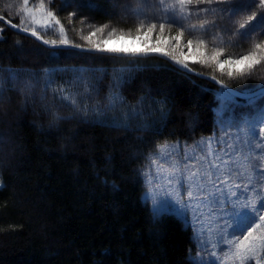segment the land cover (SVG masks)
I'll use <instances>...</instances> for the list:
<instances>
[{"label":"trees","instance_id":"trees-1","mask_svg":"<svg viewBox=\"0 0 264 264\" xmlns=\"http://www.w3.org/2000/svg\"><path fill=\"white\" fill-rule=\"evenodd\" d=\"M62 2L55 0L50 10L56 11L69 39L77 44H87L79 34L85 17L124 30L138 22L122 11L123 0H71L73 6L63 8ZM258 7L236 15L217 12L209 17L218 26L213 32L228 39ZM147 11L151 15L153 9ZM17 12L0 0L1 16L20 27L32 26L21 25L23 13ZM76 12L79 15L69 21V14ZM36 27L47 40L58 36ZM173 27L170 35L178 31V25ZM0 30V68L21 70L20 84H10L0 100V181L5 185L0 190V264H189V250L195 249L191 226L171 213L154 215L144 200L141 171L157 144L191 143L213 135L221 102L218 92L227 90L158 55L50 48L1 20ZM199 36L196 32L183 39ZM260 40L264 36L254 32L251 40L235 46H216L239 54ZM190 66L238 90L264 87V63L251 76L235 78L200 64ZM82 67L104 70L91 77L98 90L91 98L83 94L82 86L69 83L71 69ZM122 68L130 71L121 74ZM46 70L53 73L55 82L50 85L45 83ZM121 75L117 88L114 78ZM24 82L33 87L26 88ZM110 91L122 95L125 104L105 109L103 115L93 111L106 105ZM76 92L79 111L61 101L62 95ZM141 97L144 115L130 121L131 128L110 126ZM56 111L64 119L53 122L50 113Z\"/></svg>","mask_w":264,"mask_h":264},{"label":"snow or ice","instance_id":"snow-or-ice-1","mask_svg":"<svg viewBox=\"0 0 264 264\" xmlns=\"http://www.w3.org/2000/svg\"><path fill=\"white\" fill-rule=\"evenodd\" d=\"M54 3L55 0H48L47 4L45 0H39L37 7L30 8L29 0H23V5L17 12V15L22 12L31 21L32 26L22 28L24 32L43 39L36 27L39 26L45 32L51 29L58 34L57 39L44 40L45 44L71 45L76 48L87 46L89 50L117 56L160 55L189 73L193 71L190 65L200 64L210 66L214 72L218 70L221 75L226 74L229 78L251 76L257 66L264 63V40L252 43L246 52L239 54L226 55L225 48L215 46L217 43L235 46L241 41L251 40L254 32L258 36H264V0H123L119 6L129 17L136 18L138 22L134 27L124 30L108 24L88 25L90 30L86 35L82 28L79 30L86 45L69 39L68 29L57 17L56 11L50 10L49 6ZM224 4L232 6L213 7ZM257 5L258 11L247 16L239 29L230 32L228 39L213 32L218 26L210 16H215L217 12L236 15L242 10L251 11ZM72 6L71 0H63L61 5L62 8ZM89 6L95 7L94 4ZM149 8L153 9L151 15L147 11ZM76 15L79 13H70L69 21ZM193 19L195 23L191 22ZM20 23L23 25L25 20L21 19ZM84 23L81 20V24ZM176 25L179 26L176 34L166 36V31L170 32L172 26ZM12 27L19 28L18 25ZM196 32L200 33L199 37L189 38L186 44H181L186 34L191 36ZM154 34L155 42L149 43ZM113 38L139 40L141 47H109L108 42ZM209 43L213 45L211 54L206 51ZM185 48L189 51L186 52ZM52 55L56 53L53 52ZM71 71L74 75L70 84L82 86L83 94H87L89 98L93 92L98 94L91 77L97 71L103 72V69L82 67ZM118 71L123 74L130 69L122 68ZM20 73L19 69L0 68V100L4 99L10 84H20ZM52 75V72L46 70V85L55 82ZM33 77L35 78V74ZM212 78L216 79L215 75ZM122 80V75L119 79L114 78L117 88ZM219 82L224 83L223 80ZM24 86L33 87L30 82H24ZM59 91L64 93L65 89L61 87ZM240 94H220L222 101L217 110L218 117L223 115L226 107L224 100ZM79 95V92L62 95L61 101H68L79 111ZM106 101V105H97L92 110H99L103 115L105 109H116L125 104L123 96L117 91H110ZM248 104L255 105L254 96L248 95ZM50 114L53 122L64 119L58 111ZM143 115L144 98L141 97L136 106H129L122 119H113L110 126L131 128L130 121ZM218 123L222 129L226 123L229 127H235L236 133L226 134L225 138L220 139L202 138L191 146L181 141H164L156 145L141 173L148 186L145 199L152 200L155 216L171 213L191 226L197 253L192 256L191 249L189 250V264H261L264 261V127L260 125H264V110H260L255 116L245 117L238 124L222 119ZM144 127L147 128V125ZM228 138H231L232 143H228ZM4 187L0 181V190ZM218 252L222 255H218Z\"/></svg>","mask_w":264,"mask_h":264},{"label":"rangeland","instance_id":"rangeland-1","mask_svg":"<svg viewBox=\"0 0 264 264\" xmlns=\"http://www.w3.org/2000/svg\"><path fill=\"white\" fill-rule=\"evenodd\" d=\"M1 1L3 2L4 6L10 5V8L13 9L14 11H18L19 9H21V7L23 5V0H1ZM45 3L47 4L48 0H45ZM38 5H39V0H34L31 3V8L32 7H37ZM23 19L25 20V24H31L30 19L25 17L24 15H23ZM83 20L85 21V23L82 24L80 29L81 28L83 29V34H85V35L90 30L88 25H95V26H100L101 25L99 23H96V22L92 21L90 18H87V17H85ZM173 28H176V27H173ZM171 30H172V28H171ZM165 35L166 36L170 35V32L166 31ZM174 35L175 34H173L172 36H174ZM53 37H54V39L58 38V36H53ZM154 42H155V38H153L152 41H149V43H154ZM186 42H187V40L182 39L181 44L182 45L186 44ZM108 46L109 47H120V46L141 47V41H139V40L133 41L132 39L117 40V39L113 38V39L109 40ZM212 49H213V45L211 43H209L208 48L206 49L208 54H211ZM185 51L188 52L189 49L185 48ZM227 54L228 53H226V55ZM207 67L208 68H212L210 66H207ZM222 92H226V91H220L219 90L218 94H219L220 97H221L220 94ZM233 100H234L233 97L224 100V103H225L226 107L224 109L223 115L220 116V117H218V115H217V118H216V124H217L216 131H215V133L213 135H211L209 137H215L217 139H220V138H225L226 134H235L236 133L237 129L235 127L227 126V123L225 124V126L222 129V126L218 123V120L222 119L225 122H229L230 121L233 124H238V123H241L245 117L255 116L260 110H264V94L255 97V105H249L248 104V100L247 101L234 100L235 101L234 104L238 105L236 107L233 106L232 104H228V102H232ZM221 101H222V97H221ZM220 106H221V102L216 107V112L220 108ZM239 106H243V107H239ZM260 127H264V125H260ZM204 138H208V137H204ZM201 139L196 140V141L191 142V143H187V145L191 146L195 142L200 141ZM228 143H232L231 138H228ZM145 166L142 168V170L145 168ZM237 182H239V181H237ZM147 187L148 186L145 183L144 200L146 202H148L150 204L151 208L153 209L152 200L151 199H148V200L145 199ZM221 247H223V246H221ZM196 253H197V249H196V246H195V249L191 253V255L195 256ZM217 254L218 255H222V253H219V252ZM262 255H264V253H262ZM254 264H255V262H254ZM261 264H264V261H261Z\"/></svg>","mask_w":264,"mask_h":264},{"label":"water","instance_id":"water-1","mask_svg":"<svg viewBox=\"0 0 264 264\" xmlns=\"http://www.w3.org/2000/svg\"><path fill=\"white\" fill-rule=\"evenodd\" d=\"M0 18H2V19H0L1 21H3V22H5L6 24H8L12 29H14V30H16V31H18V32H20V33L26 34V35H28V36H31V37L35 38L36 40H38L39 42L43 43L44 45H46V46H48V47H50V48L76 49V50H79V51L92 52V53H99V52H96V51H94V50H89L87 46H85L84 48H76V47L71 46V45H51V44H45V43H44V40H47L46 38L43 37V39H40V38H38L37 36H33V35H31L30 32H24V31L22 30L23 27H20L19 25H18L19 28H17V27H12V25H17V24H14L13 22H11V24H10V23H9L10 20H8L7 18H5V17H3V16H1V15H0ZM40 36H41V35H40ZM108 54H109V53H108ZM158 56H160V55H158ZM161 57H163V56H161ZM163 58L167 59L166 57H163ZM167 60H168V59H167ZM192 69H193V68H192ZM183 71L187 72L186 70H183ZM187 73H189V72H187ZM190 73H193V74H196V75H197V73H201V72H198V71H196V70L193 69V71L190 72ZM201 74H202V75H198V76L210 79L212 82H214L215 84H217V85H219L220 87L224 88V89L227 90L228 92H232V93H241L240 95H235V96H237V97H239V98H241V99L248 100V95H252V96L256 97V96H259V95L264 94V87H261V88H258V89L252 90V91H242V90H238V89L232 88V87L226 85L225 83L221 84V83L219 82L220 80L217 79V78H216V79H213V78H212V77H213L212 75L204 74V73H201ZM243 93H247L248 95H244Z\"/></svg>","mask_w":264,"mask_h":264}]
</instances>
